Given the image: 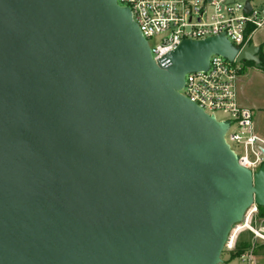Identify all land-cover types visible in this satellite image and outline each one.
<instances>
[{"label":"water","instance_id":"water-1","mask_svg":"<svg viewBox=\"0 0 264 264\" xmlns=\"http://www.w3.org/2000/svg\"><path fill=\"white\" fill-rule=\"evenodd\" d=\"M213 55L260 65L224 35L154 62L117 0H0V264H221L264 164L180 93Z\"/></svg>","mask_w":264,"mask_h":264},{"label":"built area","instance_id":"built-area-1","mask_svg":"<svg viewBox=\"0 0 264 264\" xmlns=\"http://www.w3.org/2000/svg\"><path fill=\"white\" fill-rule=\"evenodd\" d=\"M245 1L117 0V4L129 8L153 61L158 62L183 40L224 35L239 50L252 43L254 33L264 27V4L253 6L250 2V9L245 12ZM153 39L156 42L149 44ZM239 73L240 67L235 62L213 55L206 71L185 75L180 93L205 114L228 123L226 143L237 156L238 164L254 174L264 164V138L255 133L252 110L238 104ZM217 114L222 118L218 119ZM256 209L250 208L242 222L232 228L223 251H235L236 233L243 228L251 229L250 217ZM254 235L262 238L255 232ZM254 257V247L249 246L238 260L240 264H252Z\"/></svg>","mask_w":264,"mask_h":264},{"label":"rangeland","instance_id":"rangeland-1","mask_svg":"<svg viewBox=\"0 0 264 264\" xmlns=\"http://www.w3.org/2000/svg\"><path fill=\"white\" fill-rule=\"evenodd\" d=\"M229 1H239V0H229ZM262 4L264 3V0H261ZM253 6H256L257 4L254 2V0L251 1ZM262 41L264 43V27L261 29H258L252 39V43H259ZM156 42L155 39L152 41H149V44H154ZM262 45V49H264V44ZM236 66L240 68H245V73H247L246 78L244 79V84L248 86L249 90V97L257 96L259 100L264 99V72L256 67L253 70L249 72L247 70V67L244 66V63H235ZM243 76V75H242ZM239 79H241V75L239 76ZM248 93V91H246ZM217 118L221 119L222 117L217 114ZM264 122V121H263ZM262 122V125H263ZM261 125V124H260ZM234 147V146H233ZM248 228H243L241 230H238L234 239V246L236 247L241 242H248L250 247H254V260L252 264H264V248L261 246L264 244V213L262 214L258 209H256L255 212L251 214ZM254 232L258 234L260 237H256L254 235ZM230 254L226 251H223L220 258L222 260L221 264H240V261L238 260L239 257L230 260Z\"/></svg>","mask_w":264,"mask_h":264},{"label":"crops","instance_id":"crops-1","mask_svg":"<svg viewBox=\"0 0 264 264\" xmlns=\"http://www.w3.org/2000/svg\"><path fill=\"white\" fill-rule=\"evenodd\" d=\"M249 1L251 2L252 0H249ZM254 2L257 4L256 6L262 5L261 0H254ZM253 44L259 47L260 44H264V43L260 41L259 43L254 42ZM262 52L264 53V49H262ZM253 69L254 68L252 67H247V70H249V72ZM244 72H245V68H240L239 76L241 75V79H239L238 77L237 101L241 107L252 110L253 115H254L255 133L264 138V122H263L264 121V99L261 101L258 98H256L257 96L249 97V90H248L249 87L244 84V81H245L244 79L246 78L247 73L244 74ZM246 91H248V93H246ZM262 122H263V125H262Z\"/></svg>","mask_w":264,"mask_h":264},{"label":"trees","instance_id":"trees-1","mask_svg":"<svg viewBox=\"0 0 264 264\" xmlns=\"http://www.w3.org/2000/svg\"><path fill=\"white\" fill-rule=\"evenodd\" d=\"M259 59H260V65L256 66V68L260 69L264 72V53L262 52V45L259 46ZM244 66L246 67H255V65L252 62H243ZM257 209L263 214L264 208L263 207H257ZM249 247L248 242H241L235 247V251L230 254V260H233L237 257H239L243 251H245ZM264 248V244L261 246Z\"/></svg>","mask_w":264,"mask_h":264}]
</instances>
